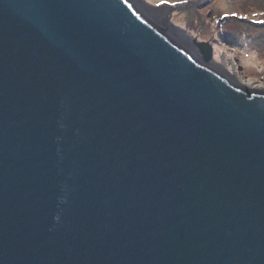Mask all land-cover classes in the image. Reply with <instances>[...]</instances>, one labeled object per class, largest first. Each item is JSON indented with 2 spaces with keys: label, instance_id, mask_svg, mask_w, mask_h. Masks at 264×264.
I'll return each mask as SVG.
<instances>
[{
  "label": "water",
  "instance_id": "water-1",
  "mask_svg": "<svg viewBox=\"0 0 264 264\" xmlns=\"http://www.w3.org/2000/svg\"><path fill=\"white\" fill-rule=\"evenodd\" d=\"M176 10L0 0V264H264V86Z\"/></svg>",
  "mask_w": 264,
  "mask_h": 264
},
{
  "label": "rangeland",
  "instance_id": "rangeland-1",
  "mask_svg": "<svg viewBox=\"0 0 264 264\" xmlns=\"http://www.w3.org/2000/svg\"><path fill=\"white\" fill-rule=\"evenodd\" d=\"M144 1L180 6L173 23L210 42L219 67L252 86H264V0Z\"/></svg>",
  "mask_w": 264,
  "mask_h": 264
},
{
  "label": "bare ground",
  "instance_id": "bare-ground-1",
  "mask_svg": "<svg viewBox=\"0 0 264 264\" xmlns=\"http://www.w3.org/2000/svg\"><path fill=\"white\" fill-rule=\"evenodd\" d=\"M216 64H217V63H216ZM257 87H259V88H260L261 86H260V85H256V88H257ZM254 89H255V88H254Z\"/></svg>",
  "mask_w": 264,
  "mask_h": 264
},
{
  "label": "flooded vegetation",
  "instance_id": "flooded-vegetation-1",
  "mask_svg": "<svg viewBox=\"0 0 264 264\" xmlns=\"http://www.w3.org/2000/svg\"><path fill=\"white\" fill-rule=\"evenodd\" d=\"M210 1V0H209ZM191 2V1H190ZM188 3V2H187Z\"/></svg>",
  "mask_w": 264,
  "mask_h": 264
},
{
  "label": "clouds",
  "instance_id": "clouds-1",
  "mask_svg": "<svg viewBox=\"0 0 264 264\" xmlns=\"http://www.w3.org/2000/svg\"><path fill=\"white\" fill-rule=\"evenodd\" d=\"M261 83V82H260ZM263 84V83H262Z\"/></svg>",
  "mask_w": 264,
  "mask_h": 264
}]
</instances>
